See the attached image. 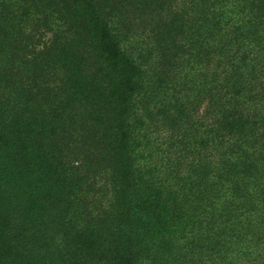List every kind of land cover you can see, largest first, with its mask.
Returning <instances> with one entry per match:
<instances>
[{
  "label": "trees",
  "instance_id": "trees-1",
  "mask_svg": "<svg viewBox=\"0 0 264 264\" xmlns=\"http://www.w3.org/2000/svg\"><path fill=\"white\" fill-rule=\"evenodd\" d=\"M0 264H264V0H0Z\"/></svg>",
  "mask_w": 264,
  "mask_h": 264
}]
</instances>
